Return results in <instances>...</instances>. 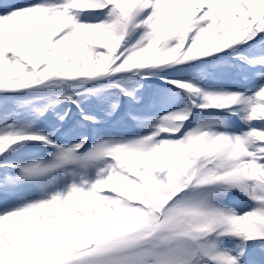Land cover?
<instances>
[{"label":"snow or ice","instance_id":"1","mask_svg":"<svg viewBox=\"0 0 264 264\" xmlns=\"http://www.w3.org/2000/svg\"><path fill=\"white\" fill-rule=\"evenodd\" d=\"M0 264H264V0H0Z\"/></svg>","mask_w":264,"mask_h":264}]
</instances>
